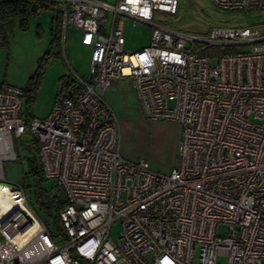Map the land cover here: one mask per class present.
Instances as JSON below:
<instances>
[{
  "label": "built area",
  "instance_id": "2783aa9c",
  "mask_svg": "<svg viewBox=\"0 0 264 264\" xmlns=\"http://www.w3.org/2000/svg\"><path fill=\"white\" fill-rule=\"evenodd\" d=\"M49 1L63 31L78 28L91 45L92 72L69 67L41 118H27L21 87L0 82V264H264V28L193 33L153 18L175 15L178 0H31L34 13ZM211 1L264 11V0ZM127 18L152 27L135 51L123 50ZM125 77L145 119L180 127L168 174L120 153V123L104 94ZM25 132L38 140L43 180L54 182L47 195L59 189L66 199L56 238L24 186L4 176Z\"/></svg>",
  "mask_w": 264,
  "mask_h": 264
},
{
  "label": "rangeland",
  "instance_id": "374dc122",
  "mask_svg": "<svg viewBox=\"0 0 264 264\" xmlns=\"http://www.w3.org/2000/svg\"><path fill=\"white\" fill-rule=\"evenodd\" d=\"M115 2V0H107ZM179 6L175 15L154 14V19H161L175 29L203 33L213 26H259L264 28V11L257 9L227 10L218 8L211 0H178ZM52 6L44 7L39 14H30L25 26L20 25L18 18H13L5 38H0V46L9 61V78L24 88L29 77L38 69L44 60V71L39 82L31 114L44 117L52 106L57 93L61 75L69 72V67L79 75L87 78L91 75L89 63L91 45L81 42V30L68 26L60 38L52 40L51 16ZM151 26L143 21L127 18L122 24L124 37L123 50L135 51L150 42ZM215 58L211 62L214 63ZM104 99L115 112L121 128L120 153L130 160L144 158L151 170L168 174L177 165V144L180 127L176 121L145 119L138 104L137 94L131 77L112 79ZM170 104L173 101L170 100ZM34 133L25 132L15 139L17 158L3 162L4 176L7 181L20 182L25 189L28 201L37 208L35 192L38 189L37 177L29 172L28 159L35 155L32 144ZM44 189L54 186L52 180H43ZM59 189H57V192ZM52 230L56 229L53 215L41 212ZM120 230L118 220L112 222L111 237L116 240ZM224 233V227L218 226ZM225 262V257H219Z\"/></svg>",
  "mask_w": 264,
  "mask_h": 264
},
{
  "label": "trees",
  "instance_id": "16d2710c",
  "mask_svg": "<svg viewBox=\"0 0 264 264\" xmlns=\"http://www.w3.org/2000/svg\"><path fill=\"white\" fill-rule=\"evenodd\" d=\"M42 7L52 6L53 15L51 16V35L52 40L56 41L60 38L61 31V13L59 11V4L54 1L40 2ZM35 6L32 4L31 0H0V38H5V31L7 30L10 22L13 18H18L20 25L25 26L27 17L30 14H34ZM44 60L38 69L29 77L27 84L23 90V104L27 118L34 117L31 114L32 106L37 94L40 79L44 71ZM64 75V74H63ZM62 75V76H63ZM32 144L34 146L35 155L28 159V169L29 172L37 177L38 189L35 192L37 208L34 207L35 211L40 215L45 224L48 226L50 234L52 237L56 238L60 233V223L57 217L58 210L66 204V199L61 191L53 194L52 196L47 195L46 189L43 188L42 182L43 177L39 168L38 156H37V138H33ZM41 212H45L48 215H53V220L56 224V229L52 230L49 227L46 219L41 215Z\"/></svg>",
  "mask_w": 264,
  "mask_h": 264
},
{
  "label": "crops",
  "instance_id": "0c3cea01",
  "mask_svg": "<svg viewBox=\"0 0 264 264\" xmlns=\"http://www.w3.org/2000/svg\"><path fill=\"white\" fill-rule=\"evenodd\" d=\"M9 63H10L9 61L7 62V57L5 56L4 49L0 46V82H5L11 85L18 86L17 81L9 78L8 75ZM55 99H56V95L54 96L52 103L54 102Z\"/></svg>",
  "mask_w": 264,
  "mask_h": 264
}]
</instances>
